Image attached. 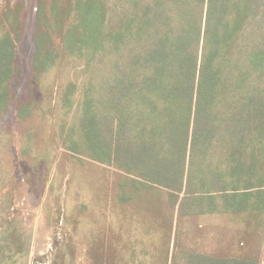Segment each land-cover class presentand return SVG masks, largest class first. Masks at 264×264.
<instances>
[{"label": "trees", "instance_id": "16d2710c", "mask_svg": "<svg viewBox=\"0 0 264 264\" xmlns=\"http://www.w3.org/2000/svg\"><path fill=\"white\" fill-rule=\"evenodd\" d=\"M27 4L0 0V264H264V0L40 1L32 95L15 117L38 119L44 137L24 133L17 154L3 119ZM65 157L115 170L116 189L98 197L102 219L58 209L57 225L74 230L57 227L40 253L18 208L30 177L18 172L40 183ZM144 195L157 214L139 207ZM209 216L228 221L222 253L172 254L175 221ZM139 225L164 238L139 244Z\"/></svg>", "mask_w": 264, "mask_h": 264}, {"label": "rangeland", "instance_id": "374dc122", "mask_svg": "<svg viewBox=\"0 0 264 264\" xmlns=\"http://www.w3.org/2000/svg\"><path fill=\"white\" fill-rule=\"evenodd\" d=\"M22 1L26 3L28 2L27 5L29 6V9H31L30 13L32 16H29L28 19H26L24 24L25 35L20 43L19 66L22 69V76L14 85V93L17 97L12 101L11 109L3 119V124L10 130L12 135L17 138V148L15 151L17 154L19 151L17 149L20 148L19 141L22 139L24 133L34 129L33 131H37L41 137H44L42 129L43 125L38 119H30L26 122L20 123L15 117V110L19 102L32 95L28 79L31 72L30 61L33 55V31H30L31 28L34 30V27L32 26L33 17H35L40 1L51 4V0H35L34 3L31 4H29V0ZM63 76L68 80L69 78H72L73 71L71 68H66L63 72ZM49 137L50 128L46 140H48ZM47 149L49 151V148ZM61 164V167L55 166L49 176L45 175L40 183L31 176L29 170L18 172L19 179L26 177L25 175L30 177V183L21 186V191L19 192L21 199L18 201V208L22 211V218L27 229L36 234L37 244L40 246V253H47L52 249V237L55 234L57 227L59 228L60 234L66 229L71 231L74 230V225L72 223L73 226L65 223L57 225L55 221L59 215L58 209H62L61 212L66 210V213L73 216L81 217V215H84L87 216L86 218L91 216L93 219H102L101 213L103 209L98 197H101L102 199L111 198V195L114 194L116 189L117 176L116 171L113 169L98 166L89 161H86L83 166L79 164L75 165L70 163L66 157L64 158V162L62 160ZM69 178H72L73 181L71 180L72 183L70 182V190L67 192L66 186ZM78 195L82 198L78 197ZM157 202V199L154 200L153 198L144 195L139 198V207L150 209L152 213L157 214L159 212ZM83 204L88 206L89 213L88 211L83 213L80 211ZM218 219L219 218L212 217L203 218L201 220L202 222L198 221L200 224H203V229H205V235H203L202 238L199 236H201L203 232H199L197 229L191 232V229L189 228L186 231L189 236L183 232V236L177 235L176 237H181V241L183 242L182 245L184 247H187V245L191 247L195 246L201 247V249L208 252H218L219 247L217 245V237L219 236H216L215 232H221L218 228L224 227V221L222 220L218 222ZM225 223L227 224L228 221ZM189 224L190 222L185 221L183 229L185 230ZM206 225L208 227H206ZM172 226L174 227V224ZM148 228L149 227H142L139 225V244L142 242L146 244L150 242L158 244L164 238V233L159 228H155V226ZM81 229H84V227H81ZM223 234L228 237V232ZM79 239L81 238H78V241ZM171 248L176 251L173 248L172 243Z\"/></svg>", "mask_w": 264, "mask_h": 264}, {"label": "crops", "instance_id": "0c3cea01", "mask_svg": "<svg viewBox=\"0 0 264 264\" xmlns=\"http://www.w3.org/2000/svg\"><path fill=\"white\" fill-rule=\"evenodd\" d=\"M204 218H212V217H204ZM213 218H219L218 220V222H220V221H224V227H219L218 229L221 231V232H219V231H216L215 233H216V236H219V237H217V240H218V243H217V245H218V247H219V250H218V252H208V251H205L204 249H201V247H195V246H188L187 245V247H184L182 244H183V242L181 241V237H176L177 235H181V236H183L184 234H182L183 232L186 234V235H188L187 234V229L189 228V229H191V232H193V230H195V229H197L199 232H203L202 233V235L201 236H199V237H201L202 238V236L203 235H205V229H203V224L201 223H199V222H202L201 220L202 219H200L199 220V222L197 221V223L199 224V225H201V227H199V226H197L198 224H192V223H190L189 224V226L188 227H186V229L184 230L183 229V224H185V221L186 220H184L182 223H181V225H179L178 224V222H177V220L175 221V223H174V227L172 228V230H171V234L173 235L172 236V238H171V243H172V246H173V248L176 250V248L177 247H183V248H188V249H190V248H196V249H199L200 251H203V252H207V253H216V254H221L222 253V251H223V247H224V244H225V242L227 241V239H228V237H226L223 233H225V232H228L227 231V228H226V221H227V219H225V218H223L222 216L220 217V216H215V217H213ZM186 222H189V221H186ZM206 227H208L207 225H206ZM182 231V232H181ZM189 236V235H188ZM199 237H193V238H199ZM172 254H173V252H174V250L172 249Z\"/></svg>", "mask_w": 264, "mask_h": 264}]
</instances>
